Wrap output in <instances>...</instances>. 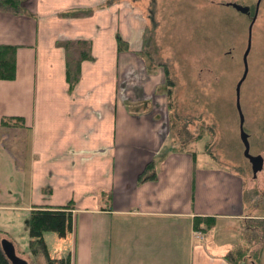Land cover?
Instances as JSON below:
<instances>
[{"label":"crops","instance_id":"obj_1","mask_svg":"<svg viewBox=\"0 0 264 264\" xmlns=\"http://www.w3.org/2000/svg\"><path fill=\"white\" fill-rule=\"evenodd\" d=\"M19 1V13L0 10V44L15 46L14 76L0 79V121L20 117L13 136L23 141L17 159L0 127V211L26 217L70 202L66 248L48 254L68 264H230L239 250L253 251L241 264H264V212L245 211L242 178L173 148L163 73L149 72L139 52L135 8ZM80 9L90 12L64 14ZM73 39L89 41L90 57L69 87L56 42ZM147 164L154 177L138 180ZM197 216L212 219L204 232Z\"/></svg>","mask_w":264,"mask_h":264},{"label":"rangeland","instance_id":"obj_2","mask_svg":"<svg viewBox=\"0 0 264 264\" xmlns=\"http://www.w3.org/2000/svg\"><path fill=\"white\" fill-rule=\"evenodd\" d=\"M125 1L144 21L140 53L147 70L162 71L164 82L160 88L165 97L167 91L170 93L171 106L167 97L166 106L171 144H185L196 153V161L207 160L240 176L245 211L256 208L258 213L264 212V0L259 2L251 27L247 72L239 87L249 153L263 159L255 177L243 155L234 103L249 16L225 5H248L252 12L255 0ZM18 138L11 134L5 141L17 159L23 151V141ZM260 196L254 205L255 197ZM26 220L22 213L0 211V239L10 240L15 253L28 264H46L43 254L29 251ZM59 239L53 232L44 234L49 255L66 248Z\"/></svg>","mask_w":264,"mask_h":264},{"label":"trees","instance_id":"obj_3","mask_svg":"<svg viewBox=\"0 0 264 264\" xmlns=\"http://www.w3.org/2000/svg\"><path fill=\"white\" fill-rule=\"evenodd\" d=\"M0 10L10 11L13 13H19L22 11L19 0H0ZM90 12L89 9L73 10L64 13L65 15H85ZM143 37V36H142ZM117 38L118 49H126L125 41ZM144 41V37H143ZM57 45H60L64 50L65 56V79L71 87L78 80L79 77V64L82 60L90 57L89 41L84 39L62 40L57 41ZM140 52V51H139ZM15 46L0 44V79H12L14 76L15 66ZM167 85H169L167 83ZM168 106H171V99L169 91L166 92ZM18 121V125H15L14 121ZM171 124L174 123V119L170 116ZM0 127L6 136H10L16 130L21 128L20 117H3L0 121ZM176 150H188L185 144H172ZM150 164H147L144 170L138 175V180L150 179L154 177L152 172H148ZM73 205L67 202L59 206H34L28 211L27 214V235H28V248L29 251L35 255L37 253L43 254L46 259V264H68V257L51 258L46 251V245L44 241V234L46 232H53L59 238H63L72 228V213L71 209ZM211 217H195L194 228L197 231L204 232L211 226ZM253 251L234 252L227 255L230 264H241L248 255L253 259ZM0 264H9L8 260L0 250ZM38 264V263H37Z\"/></svg>","mask_w":264,"mask_h":264},{"label":"water","instance_id":"obj_4","mask_svg":"<svg viewBox=\"0 0 264 264\" xmlns=\"http://www.w3.org/2000/svg\"><path fill=\"white\" fill-rule=\"evenodd\" d=\"M259 2L260 0H255L252 12H250V8L248 5H240L235 2H225V5L231 6L239 13L249 15V22H248L247 30H246V45H245V48L243 50L242 57H241L242 73L235 85L234 103H235V108H236L237 115H238L239 139L242 143L243 155L248 159L250 163V170H251L252 177H255L256 173L261 170L263 159H262V156L259 154L252 155L249 153L248 137H247V133L243 129V115H242V112L239 106V87H240L241 82L245 78V75L247 72L246 56L248 54L249 47H250L251 27L257 15ZM0 250L2 251L5 258L8 260L9 264H28L26 259L18 256L15 253V249H14L12 242L8 240L7 238L0 239Z\"/></svg>","mask_w":264,"mask_h":264},{"label":"flooded vegetation","instance_id":"obj_5","mask_svg":"<svg viewBox=\"0 0 264 264\" xmlns=\"http://www.w3.org/2000/svg\"><path fill=\"white\" fill-rule=\"evenodd\" d=\"M247 16H249V15H247Z\"/></svg>","mask_w":264,"mask_h":264}]
</instances>
